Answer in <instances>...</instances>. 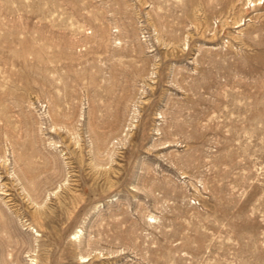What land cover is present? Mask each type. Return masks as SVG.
Listing matches in <instances>:
<instances>
[{
    "label": "rangeland",
    "instance_id": "obj_1",
    "mask_svg": "<svg viewBox=\"0 0 264 264\" xmlns=\"http://www.w3.org/2000/svg\"><path fill=\"white\" fill-rule=\"evenodd\" d=\"M0 264H264V0H0Z\"/></svg>",
    "mask_w": 264,
    "mask_h": 264
},
{
    "label": "bare ground",
    "instance_id": "obj_2",
    "mask_svg": "<svg viewBox=\"0 0 264 264\" xmlns=\"http://www.w3.org/2000/svg\"><path fill=\"white\" fill-rule=\"evenodd\" d=\"M125 66V65H124ZM126 70V69H125ZM139 70V69H138ZM133 71V70H132ZM134 71H136V70H134ZM133 71V72H134ZM129 72H131V70L129 71ZM132 72V73H133ZM122 73H124V71L122 72ZM132 73H130V74H132ZM120 75V74H119ZM127 75V74H126ZM121 76V75H120ZM133 76V75H132ZM126 79H128L127 78V76L125 77ZM120 80V79H119ZM118 80V81H119ZM121 81V80H120ZM129 81H130V79H129ZM104 82V81H103ZM126 82V81H125ZM101 83H102V81H101ZM107 83V82H106ZM102 84H104V83H102ZM118 84H119V82H118ZM106 85V84H105ZM122 85V84H121ZM125 85V84H124ZM127 85H128V83H127ZM126 85V86H127ZM97 88H99L100 89V84H98L97 83ZM128 87V86H127ZM127 87H126V89H127ZM103 89H104V87H103ZM126 89L125 88H123V87H121V88H119V89H115L112 93H113V95L112 96H110L109 97V101H108V103L105 105V107H107V108H109V110H110V112H108L107 111V118H108V123H110V126H114L116 123H118V124H120L119 122H118V112H119V110L122 108V105H123V103H124V101L126 100V96H128V95H126ZM117 91L120 93V94H118L117 95ZM106 92V91H105ZM99 93V92H98ZM111 93V94H112ZM128 93V92H127ZM103 94H104V92H103ZM106 96V95H105ZM128 98V97H127ZM128 100V99H127ZM103 102H104V100H103ZM102 103V102H101ZM126 105H127V102H126ZM125 107V106H124ZM124 110V109H123ZM120 115V114H119ZM105 117H106V115H104ZM109 118H111V120H109ZM120 126V125H119ZM110 129V128H109ZM115 129V128H114ZM37 187V186H36ZM38 187H39V185H38ZM37 189H39V188H37Z\"/></svg>",
    "mask_w": 264,
    "mask_h": 264
}]
</instances>
